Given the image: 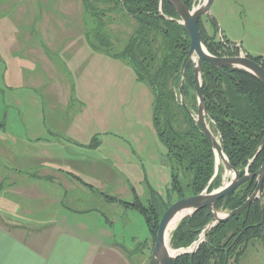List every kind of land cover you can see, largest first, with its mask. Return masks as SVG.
Listing matches in <instances>:
<instances>
[{"label": "rangeland", "instance_id": "1", "mask_svg": "<svg viewBox=\"0 0 264 264\" xmlns=\"http://www.w3.org/2000/svg\"><path fill=\"white\" fill-rule=\"evenodd\" d=\"M8 1L4 6L0 2V21L9 24L22 21L24 30L30 32L35 21H48L43 26L46 33H41V36H76L82 33L86 39L82 43L88 45V50L95 51L91 47L94 46L103 52L98 59L90 52L81 57L75 49L70 51H74L75 56L69 59L61 58L59 54L64 56L61 52H56V56L49 55L56 69L58 84L82 80L74 69L67 72V60L92 73L91 77L86 76L89 82H116L117 74L108 72L107 68L112 66L115 71L119 68L106 55L123 57L125 42L135 27V21L119 7L115 5L117 8L114 10L106 9L114 5L108 1L91 5L90 11H86L81 0H43L44 4L38 0ZM210 16L201 18L210 36L239 45L252 58L264 59V0H213ZM211 18L216 21V28L212 26ZM6 30L10 33L12 26L6 25ZM9 60L5 53L0 52V165L11 163L18 168L49 163L63 169L69 167L95 192L91 194L90 190L80 192L75 189L63 201L67 208L76 212L69 214L75 225L86 227L80 235L91 239L102 237L105 248L110 245L121 248L125 254L129 253L130 264H149L151 236L143 216L132 208H124L119 202L104 198L106 195L127 203L139 201L145 208L153 206L162 214L165 206L177 201L171 188V174L178 177L179 187L189 197L187 186L191 176L177 172L178 166L167 156V148L159 139L153 122L154 98L149 88L137 81L132 85L130 98L127 91L120 90L126 96L119 100L118 111L113 118L111 113L101 116L95 110L89 111L87 125L81 122L82 131L76 130L77 134L70 131L60 137L54 134L55 128L51 129L45 122L47 105H44L41 92L26 86L13 88L15 83L11 81L9 70L8 78L5 77L6 64L14 70L15 59L8 63ZM129 68L127 82L132 84L136 74L130 65ZM120 81H125L122 73ZM141 87L149 92L146 96L144 94V100L138 96ZM58 95L50 99L48 105L61 109L64 106L58 104ZM65 110L69 114H77L79 106L69 105ZM190 111L196 118V110ZM161 118L159 129H164ZM38 135L41 136L42 147L35 143ZM57 141L68 149L61 150ZM0 180H3L1 175ZM225 213L220 212L222 215ZM108 253L94 250L93 264H112ZM239 264H264V240L250 242Z\"/></svg>", "mask_w": 264, "mask_h": 264}, {"label": "trees", "instance_id": "2", "mask_svg": "<svg viewBox=\"0 0 264 264\" xmlns=\"http://www.w3.org/2000/svg\"><path fill=\"white\" fill-rule=\"evenodd\" d=\"M81 1L86 11H90L91 5L112 2L114 5L106 9L119 7L135 21L133 33L123 48V57L117 56L124 58L135 72L137 80L150 88L154 98L153 122L158 137L167 148L169 160L178 166L175 170L191 176L187 186L189 196L202 193L215 174V157L209 141L187 112L196 110L197 102L193 80L194 64L191 61L185 68L184 82H181L180 70L190 47L186 29L166 19L178 20L173 9L166 2L160 4L159 0ZM180 1L191 9L195 0ZM211 23L216 28L214 19ZM198 31L201 43L209 54L220 57L230 51L233 44L224 39L218 41L214 35L209 36L201 22L198 23ZM250 58L264 69L263 58ZM201 76V92L208 123L219 137L230 165L238 171L240 178L245 175L247 166L249 174L255 173L264 163V144L258 152L264 137V85L242 70L214 69L206 63L202 65ZM179 98L184 100L185 107L180 104ZM160 117L164 121V129H159ZM171 177V188L177 200L187 197L179 187L178 177L175 174H171ZM222 178L223 171L219 168L207 193L218 189L222 185ZM254 189L255 179L220 200L216 205L217 212L239 208ZM104 198L138 211L144 218L153 247L159 221L172 203L159 214L155 207L145 208L139 201L127 203L106 195ZM211 220L212 214L208 209L183 219L170 236V248L178 250L190 247ZM260 220L261 203L257 200L228 222L213 227L192 257L183 254L174 259L172 264H239L249 243L259 238Z\"/></svg>", "mask_w": 264, "mask_h": 264}, {"label": "crops", "instance_id": "3", "mask_svg": "<svg viewBox=\"0 0 264 264\" xmlns=\"http://www.w3.org/2000/svg\"><path fill=\"white\" fill-rule=\"evenodd\" d=\"M0 2L3 5L9 1ZM38 3L44 4L43 0H38ZM11 22L13 24L0 21V52L10 58L8 63L12 58L15 59L14 70L5 65V77L8 78L9 70L11 81L15 83L13 88L26 86L41 92L44 105H47L44 119L48 127L55 128L54 134L63 137L70 131H82L81 122L87 123L88 112L92 110L101 116L103 113H111L113 118L118 111L119 100L126 96L120 90L127 91V97L130 98L132 85L138 80L135 76L132 84H128L130 68L124 58L106 55L119 68L117 71L111 68L112 66L107 68L108 72L117 74L116 82H89L86 76L91 77L92 73L67 60V72L71 73L74 69L82 80L72 84H58L56 69L48 58L49 55L56 56V52H61L64 54H59L61 58L69 59L74 55V51H70L75 49L81 57L90 52L98 59L103 52L94 46L91 47L95 51L88 50V45L82 43L86 40L82 33L76 36H41V33H46L43 26L48 24V21H35L32 32L24 30L22 21H15V24ZM75 23L79 25V21ZM6 25L12 26L10 33H7ZM241 52L248 55L245 51ZM121 73L125 77L124 82L120 81ZM146 93L149 92L141 87L138 96L143 99ZM56 94H59L58 104L64 106L61 109L48 105V101L54 99ZM69 105H78L79 112L73 115L67 113L65 109ZM104 107L108 109L105 110ZM40 137L36 136L38 140L35 143L42 147ZM56 143L61 150L68 149L60 141ZM0 171L3 177V180H0V264H93L94 250L109 252L112 264H130L129 253L125 254L121 248L110 245L112 247L109 246L108 249L102 245V237L91 239L80 235L86 227L75 225L69 215L75 211L67 208L63 201L68 198V193L75 189L80 192L90 190L91 194L95 192L92 186L82 182L69 167L63 169L48 163L14 168L13 164L6 163L0 165Z\"/></svg>", "mask_w": 264, "mask_h": 264}, {"label": "water", "instance_id": "4", "mask_svg": "<svg viewBox=\"0 0 264 264\" xmlns=\"http://www.w3.org/2000/svg\"><path fill=\"white\" fill-rule=\"evenodd\" d=\"M160 4L166 2L169 4L179 17L178 20L166 18L170 21H175L179 25H182L190 38V47L188 53L183 60L180 75L182 77V83L184 82V71L189 61L194 64V88L197 97V113L194 121L200 128L203 135L209 141L214 157H215V174L212 180L216 177L219 168L223 171L222 185L207 193V188L210 185L209 182L206 189L202 193L182 198L172 203L162 215L156 232L155 242L152 247L149 264H172V261L183 254H190L191 257L195 251L199 248L200 244L204 242L206 234L217 224L226 223L236 215L243 212L254 201H260L262 220L261 225L264 224V201H263V184H264V163L253 174L248 173V166L245 169V175L240 178L238 171L233 168L227 157L225 156L223 149L220 145L219 139L213 134L209 125L207 124L208 116L206 106L202 96V65L208 64L214 69L231 68L238 69L247 72L264 85V69L261 64L256 63L251 58L245 55H239L237 57H217L208 53L200 40L198 31V22L203 16H210V7L213 0H197L198 4L195 8L189 10L180 0H159ZM161 13V9H159ZM213 18H211L212 21ZM180 104L185 107L184 100L180 99ZM189 113V111L187 110ZM191 115V114H190ZM264 144V137L258 147V152L261 150ZM252 160L249 162L251 163ZM229 174V175H227ZM255 179V189L252 194L246 199V201L239 208L229 211L224 215L217 212V203L235 192L239 187L246 184L250 180ZM208 209L212 214V220L202 230L201 234L193 242V244L187 249L171 250L169 247L170 236L178 226V224L185 218L192 217L200 210ZM175 227L169 233V227L172 225L175 218L181 214ZM172 251V253H170Z\"/></svg>", "mask_w": 264, "mask_h": 264}, {"label": "flooded vegetation", "instance_id": "5", "mask_svg": "<svg viewBox=\"0 0 264 264\" xmlns=\"http://www.w3.org/2000/svg\"><path fill=\"white\" fill-rule=\"evenodd\" d=\"M169 5V4H168ZM194 5H197V3H196V0L194 1V3H193V5H192V7L194 6ZM170 6V5H169ZM171 7V6H170ZM192 7H191V9H192ZM172 8V7H171ZM173 9V8H172ZM191 9H189V10H191ZM173 11H174V9H173ZM175 12V11H174ZM175 14H176V12H175ZM176 16H177V18L176 19H178V21H179V17H178V15L176 14ZM199 22H201V24H202V27L204 28V30L207 32V34L209 35V33H208V31L206 30V28L204 27V25H203V23H202V21H201V19L199 20ZM198 22V23H199ZM212 24V23H211ZM136 26V25H135ZM210 36V35H209ZM214 37H215V35H214ZM216 40H218L217 38H215ZM218 41H223V39L222 40H218ZM231 48H230V51L228 52H225L226 53V55H224V56H220V57H237V56H239L240 55V47H239V45H232V46H230ZM233 48V49H232ZM246 56H248L249 58H250V56L249 55H246ZM217 57H219V56H217ZM196 95V94H195ZM196 102H197V97H196ZM197 106V105H196ZM197 108V107H196ZM189 113L191 114V117H192V119L194 120V118H193V115H192V112L191 111H189ZM196 113H197V109H196ZM195 122V121H194ZM207 124L209 125V128L211 129V131L213 132V134L215 135V133H214V130L211 128V126H210V124L208 123V120H207ZM201 131V130H200ZM203 134V133H202ZM216 136V135H215ZM263 197H264V188H263ZM261 220H262V213H261ZM261 220H260V225H261ZM264 225V224H263ZM261 228V230H260V234H259V238H256V239H254V240H257V239H259V240H264V227L261 225L260 226Z\"/></svg>", "mask_w": 264, "mask_h": 264}, {"label": "bare ground", "instance_id": "6", "mask_svg": "<svg viewBox=\"0 0 264 264\" xmlns=\"http://www.w3.org/2000/svg\"><path fill=\"white\" fill-rule=\"evenodd\" d=\"M227 175H229V174H227ZM182 215H184V213L179 214V215L175 218V220L173 221L172 225L169 227V233H168V236H169V234L171 233L172 229H173V228L175 227V225L177 224V222L179 221V219L182 217ZM170 253H172V251H170Z\"/></svg>", "mask_w": 264, "mask_h": 264}]
</instances>
